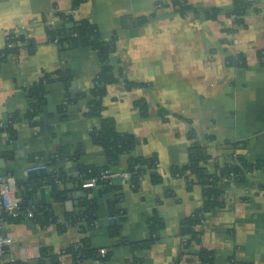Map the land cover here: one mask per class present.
<instances>
[{
    "label": "crops",
    "instance_id": "0c3cea01",
    "mask_svg": "<svg viewBox=\"0 0 264 264\" xmlns=\"http://www.w3.org/2000/svg\"><path fill=\"white\" fill-rule=\"evenodd\" d=\"M184 1L198 12L182 15L172 0H84L75 8L72 0H0V50L10 35H24L34 43L31 52L19 43L17 52L0 61V174L13 175L24 190L32 185L29 202H49L61 220L80 208L84 198L96 204L97 216L90 229H81L84 221L64 230L27 217L3 221L0 232L11 238L8 258L37 264L42 247L58 253L87 237L91 247L106 250V258L74 263L71 253H63L58 264H264V64L258 56L264 49V0H246L252 6L244 25L233 31L227 30L234 27L227 14L233 0ZM210 9L218 10L215 18L205 15ZM62 15L87 19L103 40L115 41L111 63L118 80L106 86L102 116L112 118L116 130L131 134L136 143L111 170L126 172L131 157L157 160L154 170L140 174L137 187L123 179L116 182L119 221L110 218L112 193L84 189L72 178L79 165L106 163L103 147L90 136L94 120L84 115L100 61L89 46L70 47L51 39L47 21L54 19L57 26ZM235 53L247 57L246 67L227 63ZM67 71L71 91L80 96L67 106L65 117L59 108L66 89L55 79L45 86L38 118L47 126L18 118L8 131V117L26 112L29 88L46 73L56 77V72ZM127 81L135 85L127 88ZM193 141L220 162L240 155L260 163L242 183L230 178L218 182L223 206L206 213L200 226V245L214 252L212 263L200 261L195 250L182 254L180 222L201 206L204 196L200 184H190L171 169L188 162ZM66 146L77 149L79 158L58 160L56 169L65 177L55 182L56 189L47 175L28 179L33 155L49 156ZM207 166L212 171L213 161ZM152 172L159 175L157 181ZM154 215L161 225L153 238L149 219ZM115 224L120 227L113 235Z\"/></svg>",
    "mask_w": 264,
    "mask_h": 264
},
{
    "label": "trees",
    "instance_id": "16d2710c",
    "mask_svg": "<svg viewBox=\"0 0 264 264\" xmlns=\"http://www.w3.org/2000/svg\"><path fill=\"white\" fill-rule=\"evenodd\" d=\"M84 0H72V8L77 7ZM175 10L180 14H185L187 11L197 13L195 7L187 4L184 0H172ZM252 4L246 0H233L232 7L227 10L228 16L232 20L234 27L227 29L228 31L235 30V26L244 25V14ZM205 15L209 18H215L218 13L217 9L205 10ZM62 22L55 28L50 29L51 39L58 38L59 43H67V46L78 47V46H89L96 51L99 61L100 68L96 73L93 85L89 90L88 106L84 115L94 122L90 128V136L93 142L100 144L104 149L105 161L103 166L97 167L94 165H79V172H84L87 176H98L100 171L104 169H111V165L115 164L118 157L122 153L130 152L135 146V139L131 134L121 133L116 130L115 123L112 118L102 116V97L105 94L106 86L118 80L114 73V66L111 63V55L115 51V41L111 39L105 41L102 39L97 26L87 20L82 19L75 21L70 16H61ZM67 22H72L73 25L70 28L66 27ZM25 43L28 51H32L34 43L28 40L24 35H10L8 37L6 46L0 50V61L4 60L9 54L18 51V44ZM260 62L264 64V49L258 52ZM229 65L236 66H247V57L243 53H235V56H229L226 58ZM56 77L52 74H44V76L34 86L30 87L27 93L28 106L26 112L20 116L13 114L8 117V131H12L11 124L18 118H23L30 125H44L38 118L43 112L45 105L44 92L46 84L53 80H59L64 84L66 89V98L60 104L61 117H65L67 106L80 96L78 93L71 91V74L67 72H56ZM135 85L132 82L127 81L126 87L129 88ZM0 130L2 127L0 126ZM190 137H192L190 135ZM77 149L74 151L70 150V147H60L54 154L43 157L49 165L55 168L58 172V179H63L65 174L56 169L58 160L61 158H73L78 159ZM190 154L188 162L182 167H173L171 170L174 175L184 176L189 183H198L203 189V202L199 208L193 213L185 217L180 222L181 235L184 237L183 240V251L182 254H186L190 251H194L198 259L202 262L212 263L214 260V252L200 245L202 229H196L197 226H201L205 219V214L214 211L223 206V201L220 199L222 190L220 189L218 182L221 178H230L235 183H242L246 180L249 172L259 168L260 163H249L242 156H236L233 162H220L218 159L212 157L207 153L205 148L200 145L197 141H193L190 145ZM37 156H44V154H37ZM30 160L35 162V155ZM213 161L214 169L211 171L208 169V161ZM157 164V160L154 157L151 158H139L131 157L128 162L127 171L131 173L130 183L133 188L137 187L139 182L140 174L147 170H154ZM188 174H192L193 179L188 178ZM151 177L154 181L159 179V175L156 172L151 173ZM52 189H56L57 184L55 183V176L53 173L47 174ZM76 181V177H72ZM117 182V181H116ZM109 184L105 181V187L102 188L104 191L113 194V198L110 201V215L116 214L118 221L122 219L121 211L116 208V203L119 199V194L116 193L119 185L117 183ZM18 183V181H17ZM19 186L22 184L18 183ZM88 190V189H87ZM28 191L22 190V198L19 207L22 212L17 215L8 213L7 210L2 209L0 211L1 221H20L25 218L24 211L28 209L33 210V216L31 219L41 226L55 223L59 229L64 230L67 226L78 225L84 221L85 226H81V229H90L94 226L97 219L96 216V204L89 198H84L80 208L66 212L62 218L55 214L51 204L49 202L42 203H30ZM25 200L28 203L25 204ZM150 228L153 232V238L155 230L161 225L159 217L155 215L149 219ZM80 225V224H79ZM119 224L112 226L111 232L117 234L119 232ZM152 237L150 240L153 239ZM63 253H71L73 256L74 263L82 261L86 258H106L108 253H100V249L93 248L90 246V241L87 237L81 238L77 243L63 249L58 253L52 252L50 248L42 247L39 251V257L37 264H58L59 256ZM6 264H28L26 260L14 259L7 261ZM175 264H179L177 261ZM233 264H250L246 262H233Z\"/></svg>",
    "mask_w": 264,
    "mask_h": 264
},
{
    "label": "built area",
    "instance_id": "2783aa9c",
    "mask_svg": "<svg viewBox=\"0 0 264 264\" xmlns=\"http://www.w3.org/2000/svg\"><path fill=\"white\" fill-rule=\"evenodd\" d=\"M47 24L53 29L56 27V21L54 19H49ZM54 41L58 42V38L55 37ZM233 44H236V38H233L231 41ZM2 127L3 125L0 124ZM36 161L32 162L27 170L34 171V170H41L46 169L50 173H53L55 176V182H59L60 180L57 178L58 173L57 171L47 163L41 156H35ZM76 182L84 189H92V188H104L105 181L109 184L115 183L116 181L123 179L130 182L131 180V173L126 171L124 173H118L111 169H104L100 171L98 176H87L84 172L77 171L75 174ZM22 186H19L17 183L16 178L11 174H0V211L5 209L8 213L12 215H17L20 212V203L23 200L22 198ZM25 217L31 218L33 216V210L28 209L27 211L23 212ZM117 215H111L110 218L117 219ZM1 219H0V227H1ZM196 229L200 230V226H197ZM11 241V238L2 234L0 232V264H6L7 261L14 260L8 258L5 254L6 252V245ZM106 252L105 249H100V253L104 254Z\"/></svg>",
    "mask_w": 264,
    "mask_h": 264
},
{
    "label": "water",
    "instance_id": "95a60500",
    "mask_svg": "<svg viewBox=\"0 0 264 264\" xmlns=\"http://www.w3.org/2000/svg\"><path fill=\"white\" fill-rule=\"evenodd\" d=\"M72 25H73L72 22H67V23H66V27H67V28L72 27ZM47 174H48V172H47L46 169H41V170L29 171L27 175H28V179H33V178H36V177L39 176V175H40V176H45V175H47ZM24 183L27 184L28 181H27V180H24ZM41 185H42V183H37V186H41ZM31 187H32V185L29 186V189L27 188L26 191H28L29 193L32 192ZM93 189H95V188H93ZM94 191H95V190H93V192H94ZM21 193H22V192H21ZM26 203H28L27 200H25V204H26Z\"/></svg>",
    "mask_w": 264,
    "mask_h": 264
}]
</instances>
